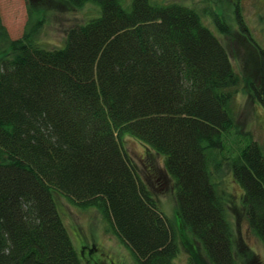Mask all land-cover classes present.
Returning a JSON list of instances; mask_svg holds the SVG:
<instances>
[{
	"label": "trees",
	"instance_id": "trees-1",
	"mask_svg": "<svg viewBox=\"0 0 264 264\" xmlns=\"http://www.w3.org/2000/svg\"><path fill=\"white\" fill-rule=\"evenodd\" d=\"M44 1V0H43ZM101 14L48 49L37 27L12 40L0 22V264H82L56 203L95 208L137 264H175L182 224L210 264H238L228 204L210 164L235 128L239 77L195 9L151 0H59ZM229 5V1H227ZM241 34L251 40L241 9ZM218 31L232 33L212 14ZM251 84L264 109V50ZM128 134L164 157L177 187V220L159 210L120 142ZM231 173L264 244V152L250 141Z\"/></svg>",
	"mask_w": 264,
	"mask_h": 264
},
{
	"label": "rangeland",
	"instance_id": "rangeland-1",
	"mask_svg": "<svg viewBox=\"0 0 264 264\" xmlns=\"http://www.w3.org/2000/svg\"><path fill=\"white\" fill-rule=\"evenodd\" d=\"M232 1L151 0L160 4H180L200 13L205 25L227 50L239 77L238 85L232 90L234 97L230 104L235 128L223 133V150L214 152L210 171L217 191L228 204L227 217L234 233L238 264H264V244L249 227L241 203L243 191L231 173L233 161L251 140L259 144L264 152V109L251 93V84L257 81L260 68L257 47L264 50V0L240 2L252 41L241 34ZM100 14V8L95 3H86L80 9H73L59 0H0V22L9 38H21L30 25L34 26L40 20L34 37L48 49L62 48L67 32L72 27ZM212 14L224 16L232 29L229 36L218 31ZM120 142L140 180L158 200V210L174 223L178 216L177 187L165 170L164 157L128 134L122 133ZM56 203L82 264H137L131 250L120 242L112 226L97 209L77 208L63 196H56ZM175 231L180 245L175 264H210L200 244L182 224L177 225Z\"/></svg>",
	"mask_w": 264,
	"mask_h": 264
}]
</instances>
